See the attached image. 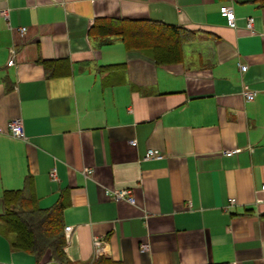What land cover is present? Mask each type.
<instances>
[{
  "label": "crops",
  "instance_id": "crops-1",
  "mask_svg": "<svg viewBox=\"0 0 264 264\" xmlns=\"http://www.w3.org/2000/svg\"><path fill=\"white\" fill-rule=\"evenodd\" d=\"M98 17L181 26L182 59L101 44ZM26 180L41 207L65 203L74 264L96 258L94 238L127 264H264V0H0V216ZM13 237L0 218V264H37Z\"/></svg>",
  "mask_w": 264,
  "mask_h": 264
},
{
  "label": "trees",
  "instance_id": "trees-1",
  "mask_svg": "<svg viewBox=\"0 0 264 264\" xmlns=\"http://www.w3.org/2000/svg\"><path fill=\"white\" fill-rule=\"evenodd\" d=\"M90 31L101 38V44L117 38L128 50L147 49L159 64L179 62L183 56V42L189 38L185 35H190V31L181 26L159 20L113 17L96 18ZM46 62L43 59V63ZM1 198L4 203V212L0 216L2 228L14 234L13 249L32 253L37 264L46 254L49 255L46 264H74L65 252L64 202L49 208L41 207L27 180L22 188L4 190ZM91 264L127 263L103 255Z\"/></svg>",
  "mask_w": 264,
  "mask_h": 264
},
{
  "label": "built area",
  "instance_id": "built-area-1",
  "mask_svg": "<svg viewBox=\"0 0 264 264\" xmlns=\"http://www.w3.org/2000/svg\"><path fill=\"white\" fill-rule=\"evenodd\" d=\"M219 13L225 19L226 23L229 26H231V27L236 26V15L234 13V10H233V7L231 4H228V3L221 4L219 7ZM4 14H6V13L4 12ZM253 22H254V18L252 16H249L247 18V27L253 28ZM21 30L24 31L25 27H22ZM9 62L12 63L13 59L11 58L9 60ZM240 69H241V71H245L247 69V65L246 64H240ZM243 94L247 100H253L255 97L256 91L246 88L245 90H243ZM7 127H8V131L11 135L19 137V138H23L25 136L23 123H22L20 118L10 119L7 123ZM131 143L136 144V140L135 139L131 140ZM236 151H237V149L225 150V154L230 155V154L235 153ZM144 158H146V159H162V158H164V154L160 150H157L154 148H148L145 152ZM85 171L87 173H89V172H91V169H86ZM49 174H50V177L52 180L57 179V172H56L55 168H52ZM262 188L264 189V186ZM111 195L116 200L126 199L130 202H134V197L131 195L130 190L126 189V188L114 190L113 192H111ZM229 202L234 203L235 198H229ZM70 229H71L70 225H67L64 227V230L66 232ZM93 244L95 246V256L98 257V256H100V251H101L99 248V245H100L99 238H94Z\"/></svg>",
  "mask_w": 264,
  "mask_h": 264
},
{
  "label": "rangeland",
  "instance_id": "rangeland-1",
  "mask_svg": "<svg viewBox=\"0 0 264 264\" xmlns=\"http://www.w3.org/2000/svg\"><path fill=\"white\" fill-rule=\"evenodd\" d=\"M44 257V256H43ZM98 257H96V258H94V260H96ZM94 260H92L91 262H90V264L92 263V262H94Z\"/></svg>",
  "mask_w": 264,
  "mask_h": 264
}]
</instances>
